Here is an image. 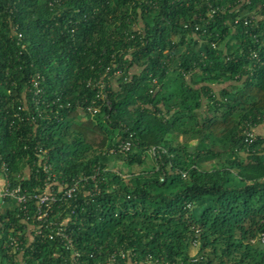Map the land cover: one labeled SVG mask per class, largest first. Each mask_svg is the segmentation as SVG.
<instances>
[{
	"label": "trees",
	"instance_id": "16d2710c",
	"mask_svg": "<svg viewBox=\"0 0 264 264\" xmlns=\"http://www.w3.org/2000/svg\"><path fill=\"white\" fill-rule=\"evenodd\" d=\"M238 1L0 0V157L31 191L45 185L41 151L51 189L79 182L54 209L78 264H264V0L236 12ZM100 80L106 101L89 85ZM22 218L6 211L7 233ZM71 254L35 238L25 257L73 264Z\"/></svg>",
	"mask_w": 264,
	"mask_h": 264
},
{
	"label": "built area",
	"instance_id": "2783aa9c",
	"mask_svg": "<svg viewBox=\"0 0 264 264\" xmlns=\"http://www.w3.org/2000/svg\"><path fill=\"white\" fill-rule=\"evenodd\" d=\"M251 0H239L236 12L239 11V4H250ZM210 15H214L220 9L225 11L226 9L221 8H212L209 6ZM243 20V25L245 27H256V15L253 12L250 17H245ZM241 19H236L235 24L239 25ZM16 29L14 30V34ZM19 38L21 36H18ZM215 47V44H212ZM251 56L258 64L261 63L258 58V53L253 50L251 51ZM41 77L39 75L34 76L31 79V88L29 92L34 94L36 103H40V96L42 95V89L40 88ZM90 86H94L98 89L97 98L101 101H106L107 95L105 92L106 84L103 80H100L96 83L89 82ZM87 112H90L92 116L96 115L99 112L97 107H88ZM246 142L249 145H252L256 141V135L254 131H245ZM131 142L127 141L120 146L121 152H128L131 149ZM113 152V151H112ZM42 156L39 158L37 166L39 170H36V174L40 173V170L45 173V185L41 191H31L27 188H23L20 184L15 185L10 176V170L8 164L2 160L0 157V264H3V256L6 255L7 264H28L25 254L26 249L32 245L35 241V238H42L49 241L58 242L66 251H70L71 260L73 264H78L81 258V252L75 247L74 240L70 233L68 232L67 223L65 221H58L59 216L54 215V209H60L66 201L70 200L74 195L75 191L78 188L79 182L69 189L61 190L60 192H55L52 186L49 184V181L53 178L51 174L52 167L48 163V156L45 152L41 151ZM151 154H155V149L151 150ZM29 172L28 175L26 172ZM33 174V171L26 170L24 178H30V175ZM99 173L92 176L91 181L95 183V188L97 190V177ZM28 176V177H27ZM85 180V179H84ZM35 202V211L34 214L30 212V203ZM6 203H13V206L3 209L2 206ZM16 210L22 213V222L25 224L23 231L15 236L10 233V230L13 229V225L9 224L10 230L7 233V225L9 222L8 219H2V216L6 211ZM30 222H33L32 224ZM198 232V231H197ZM25 234L28 238L27 241L22 239V235ZM6 237V238H5ZM261 244H264V233H262L258 239ZM197 242H194L196 248ZM13 257V259L11 258ZM121 257L124 259L125 254L121 252ZM115 255L111 256L107 263L99 262L98 264H115Z\"/></svg>",
	"mask_w": 264,
	"mask_h": 264
},
{
	"label": "rangeland",
	"instance_id": "374dc122",
	"mask_svg": "<svg viewBox=\"0 0 264 264\" xmlns=\"http://www.w3.org/2000/svg\"><path fill=\"white\" fill-rule=\"evenodd\" d=\"M113 84L115 85L116 82H113ZM116 85H117V84H116ZM118 168L123 172V175H124V176L128 175V168L125 167V166H123V163L118 162V163H117V168H116V169H118ZM142 169H148V165H147V166H142V167H135L134 171H135V172H138L139 170H142ZM9 206H11V204H10V203H6V204H4V205L2 206V208L5 209V208H8ZM193 251H195V250H194V249L191 250V253H194Z\"/></svg>",
	"mask_w": 264,
	"mask_h": 264
},
{
	"label": "crops",
	"instance_id": "0c3cea01",
	"mask_svg": "<svg viewBox=\"0 0 264 264\" xmlns=\"http://www.w3.org/2000/svg\"><path fill=\"white\" fill-rule=\"evenodd\" d=\"M256 131H257L258 135H261L262 137H264V126L261 125V126L257 127ZM28 173L29 172L27 171L26 174L28 175Z\"/></svg>",
	"mask_w": 264,
	"mask_h": 264
}]
</instances>
